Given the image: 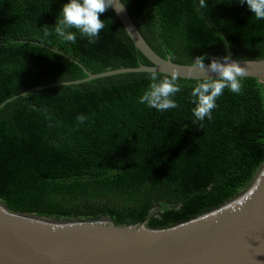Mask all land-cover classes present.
<instances>
[{
    "label": "trees",
    "instance_id": "1",
    "mask_svg": "<svg viewBox=\"0 0 264 264\" xmlns=\"http://www.w3.org/2000/svg\"><path fill=\"white\" fill-rule=\"evenodd\" d=\"M69 0H0V199L14 212L54 218L145 222L164 228L219 206L243 190L264 160V81L227 88L212 119L197 120L180 78L178 107L158 111L139 98L153 72L100 73L151 62L112 9L96 43L54 26ZM161 57L193 64L206 56L264 59V20L240 0H122ZM44 26L49 35L44 34ZM161 77L165 74L157 73ZM170 76V75H169ZM87 119L78 123L77 116Z\"/></svg>",
    "mask_w": 264,
    "mask_h": 264
},
{
    "label": "water",
    "instance_id": "2",
    "mask_svg": "<svg viewBox=\"0 0 264 264\" xmlns=\"http://www.w3.org/2000/svg\"><path fill=\"white\" fill-rule=\"evenodd\" d=\"M116 2L117 7L123 6L119 14L114 12L116 17L151 65L86 71L85 78L34 87L17 96L40 87L76 84L124 72L176 73L184 79L205 74L194 63L180 64L158 55L122 0ZM235 61L245 69L244 77L264 81V59ZM0 264H264V160L236 195L164 228H150L145 222L116 224L107 215L66 219L14 212L0 199Z\"/></svg>",
    "mask_w": 264,
    "mask_h": 264
},
{
    "label": "clouds",
    "instance_id": "3",
    "mask_svg": "<svg viewBox=\"0 0 264 264\" xmlns=\"http://www.w3.org/2000/svg\"><path fill=\"white\" fill-rule=\"evenodd\" d=\"M241 4L247 5L254 14L256 20H264V0H240ZM200 7L206 8L205 0H200ZM112 9L119 14L123 6L117 7L116 0H69L63 4L62 10L54 26L55 33L66 42L75 43L76 34L69 29H76L81 37H86L89 43H96L100 33L105 27L101 14ZM44 34L49 35L47 27L44 26ZM206 56H199L194 59V67L205 73L196 77V83L190 91V103L194 105L191 109L194 117L203 121L205 118L212 119V111L216 108V100L227 88L230 92L240 94L242 91V80L245 76V69L238 61L231 60V53L222 59L211 58L210 65L206 66ZM215 73L210 76L207 73ZM151 83L147 90L139 98L140 104H146L158 111H166L178 107L177 102L172 98L176 93L182 91L178 82L180 76L176 73L161 77L156 72L149 77ZM78 123L83 124L87 117L83 114L77 116Z\"/></svg>",
    "mask_w": 264,
    "mask_h": 264
}]
</instances>
